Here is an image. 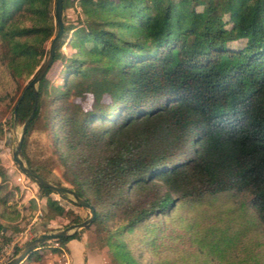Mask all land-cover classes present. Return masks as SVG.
Instances as JSON below:
<instances>
[{
  "label": "trees",
  "instance_id": "16d2710c",
  "mask_svg": "<svg viewBox=\"0 0 264 264\" xmlns=\"http://www.w3.org/2000/svg\"><path fill=\"white\" fill-rule=\"evenodd\" d=\"M69 8H78L77 22L66 20ZM54 10L55 0H0V94L43 64ZM62 15L52 64L36 91L22 87L10 123L20 95L16 121L25 122L36 99L21 152L42 117L69 189L95 209L87 228L101 226L104 264H194L163 248L136 252L134 233L173 215L188 225L181 211L197 216L224 197L264 225V0H63ZM57 62L53 84L47 74ZM37 186L56 214L70 212ZM5 228L0 222V248ZM41 248L21 264H39Z\"/></svg>",
  "mask_w": 264,
  "mask_h": 264
},
{
  "label": "rangeland",
  "instance_id": "374dc122",
  "mask_svg": "<svg viewBox=\"0 0 264 264\" xmlns=\"http://www.w3.org/2000/svg\"><path fill=\"white\" fill-rule=\"evenodd\" d=\"M77 10L78 8L66 9V20L77 22ZM52 14L55 21L54 11ZM50 42L45 44L46 49H49ZM61 49L65 54L71 52L68 39ZM43 61L44 57L41 62ZM38 68L39 66L33 73ZM60 69L61 64L57 62L49 70L47 78L51 83H60ZM33 73L19 82L12 79L9 91L0 94V124L2 126L0 131V222L6 227L4 235L9 239L0 248V264H5L16 257L31 240L42 233L56 232L77 224H69L72 217L78 216L82 220L89 217L88 210L77 205L71 195L52 192L51 197L57 199L65 209L70 211L66 216L56 214L46 205L45 199L40 198L37 184L24 175L12 159V152L22 132L24 121L11 124V108L22 87L34 75ZM89 101L88 96L84 105L88 106ZM19 156L26 166L29 162L39 170L41 176L48 177L51 182L71 187L63 174L62 165L53 152L51 138L42 117L34 122L26 136L24 152L20 150ZM5 198L8 204L4 202ZM198 206L196 205V208ZM244 210L242 205L240 206L230 197L212 200L197 216L190 209L181 211L183 219H189L186 221L190 223L188 225L180 222L179 216L173 215L167 222L154 221L152 224L140 227L134 233L131 246L136 252L146 255H151L155 250L157 252L163 248L168 250L163 253H169L168 256L175 261H193L194 264H230L231 261L245 264L244 262L253 261L255 258L264 264V225L255 222L254 218H251L252 216ZM5 213L8 215L3 218L2 214ZM155 227L157 229L160 227L159 233L153 230ZM99 228L101 226L98 224L96 227L93 225L71 230L70 233L78 232L80 235L76 239L79 241L78 244L83 246L87 242V246L101 256V261H106L109 260L105 257L107 248L104 246L105 251H103L96 238V229ZM56 239L46 240L37 246V248L42 247L40 251L44 253L39 264H67L66 258L65 261H61L63 256L69 253L67 243L65 246H57ZM55 246L59 247L58 252L51 251V248ZM16 249H20L18 254H15ZM23 260L19 264L23 263ZM70 264L87 263L74 261Z\"/></svg>",
  "mask_w": 264,
  "mask_h": 264
},
{
  "label": "water",
  "instance_id": "95a60500",
  "mask_svg": "<svg viewBox=\"0 0 264 264\" xmlns=\"http://www.w3.org/2000/svg\"><path fill=\"white\" fill-rule=\"evenodd\" d=\"M62 2H63V0H55L54 13H55V24H56L57 29H56V33H55L54 37L51 39L47 57L45 58L41 67H39V69L36 71V73L28 81V83L25 86V90L31 87L36 91L38 82L41 80V78L43 77V75L45 74V72L47 71L49 66L52 64L55 49H56L57 44H58V42H59V40L63 34V29H64L63 15H62ZM21 98H22V95H20V97H19V99L16 102L15 107H14V114H13L14 115V122H16V116H15L16 107L19 104ZM36 104H37V101L35 99L31 113L23 124L22 132L19 136V139L17 141V144H16L14 151L12 152V159L16 163V165L18 166L19 170L24 175H26L29 179H31L33 182H35L36 184L42 185V186L50 189L52 192H55L57 194L66 193V194L71 195L73 197L74 202L77 205L84 207L88 210L89 217L87 219H85L84 221H82L81 223L68 226L62 230H58L56 232H51V233H42L38 237L31 240L26 245V247L23 250H21V252L16 257L7 261L5 264H19L24 258H26L28 256V254H30L42 242L49 240V239H56V238L68 236V235L72 234V233H70L71 230L85 228V227L89 226L90 223L95 219L94 207L90 203H88L82 196H80L75 191L69 189L68 187H65V186L60 185V184H55V183L49 181L48 179H46L45 177L36 174L29 167H27L25 165V163L22 161V159L20 158L19 154H20L22 142H23V139L25 136V130H26L30 120L34 116Z\"/></svg>",
  "mask_w": 264,
  "mask_h": 264
},
{
  "label": "crops",
  "instance_id": "0c3cea01",
  "mask_svg": "<svg viewBox=\"0 0 264 264\" xmlns=\"http://www.w3.org/2000/svg\"><path fill=\"white\" fill-rule=\"evenodd\" d=\"M79 241L73 239L67 243L68 252L65 254V257L61 259L65 261L67 259V264L76 261H86L87 264H104V261H101V256L97 252L92 251L88 246L87 242L81 246L78 244ZM89 244V243H88ZM75 249V250H74ZM76 251V252H75ZM100 260V261H99Z\"/></svg>",
  "mask_w": 264,
  "mask_h": 264
}]
</instances>
